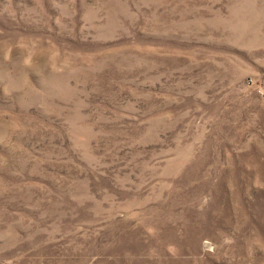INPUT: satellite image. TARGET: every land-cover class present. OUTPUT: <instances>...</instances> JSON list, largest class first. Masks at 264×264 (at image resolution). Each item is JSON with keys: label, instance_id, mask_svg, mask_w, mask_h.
<instances>
[{"label": "rangeland", "instance_id": "rangeland-1", "mask_svg": "<svg viewBox=\"0 0 264 264\" xmlns=\"http://www.w3.org/2000/svg\"><path fill=\"white\" fill-rule=\"evenodd\" d=\"M0 264H264V0H0Z\"/></svg>", "mask_w": 264, "mask_h": 264}]
</instances>
